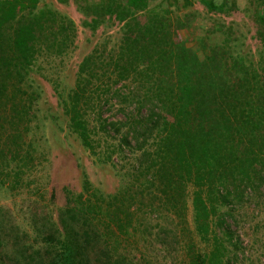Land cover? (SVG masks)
<instances>
[{
    "label": "trees",
    "instance_id": "trees-1",
    "mask_svg": "<svg viewBox=\"0 0 264 264\" xmlns=\"http://www.w3.org/2000/svg\"><path fill=\"white\" fill-rule=\"evenodd\" d=\"M157 1L87 7L88 26L115 20L122 36L98 43L59 95L69 129L114 170L119 190L105 195L86 180L58 211L28 208V231L9 228L0 206V264H261L253 249L264 238V8L257 57L225 40L201 59L176 42L183 23L148 9ZM40 2L0 0V191L17 196L32 193L49 157L36 148L32 71L45 65L50 80L78 34ZM244 218L254 225L251 248Z\"/></svg>",
    "mask_w": 264,
    "mask_h": 264
},
{
    "label": "rangeland",
    "instance_id": "rangeland-1",
    "mask_svg": "<svg viewBox=\"0 0 264 264\" xmlns=\"http://www.w3.org/2000/svg\"><path fill=\"white\" fill-rule=\"evenodd\" d=\"M109 0H41L40 9L52 8L71 19L77 27L75 48L60 65L51 73L50 80L41 75L49 71L47 66H36L32 78L36 82L40 99L37 104V122L35 136L36 148L46 147L49 150L48 162L41 171L35 173L38 179L32 186L29 195H15L0 191V206L4 208L9 228L21 231L29 230L28 208L44 211L46 208L59 210L66 206L67 194L83 192L84 183L89 180L93 187L105 195L115 194L121 180L114 170L99 163L83 147L77 136L68 127V119L64 115L59 95L67 96L74 88L79 66L100 42L116 45L122 36L123 24L107 19L97 30L87 23L92 18L85 13L87 7L107 3ZM126 3L127 0H120ZM201 0H159L149 2L148 9L168 14L175 25L180 21L185 27L175 31L177 43L184 44L193 50L201 59L207 55L208 47L222 44L225 40L231 42L236 53L258 56L262 45L258 33L262 30L258 17L264 8V0H215L217 5L225 4L223 11H210L203 6ZM49 75V74H48ZM191 193L193 189H190ZM55 195L53 205L51 195ZM189 219L192 222V202H189ZM243 217L239 218V221ZM249 220V219H248ZM244 218L242 223L247 228L249 236H243L245 246L251 248L253 243L250 235L253 233L251 221ZM256 221V219H255ZM193 227V226H192ZM243 228V225H238ZM259 234V242L253 251L264 264V238ZM198 247L201 246L197 239ZM204 252L210 247L203 246ZM260 263V262H259Z\"/></svg>",
    "mask_w": 264,
    "mask_h": 264
}]
</instances>
